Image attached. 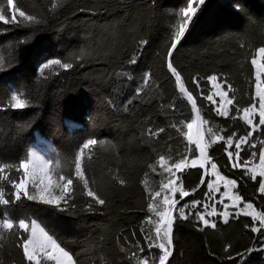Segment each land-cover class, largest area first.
Returning a JSON list of instances; mask_svg holds the SVG:
<instances>
[{
	"label": "trees",
	"instance_id": "obj_1",
	"mask_svg": "<svg viewBox=\"0 0 264 264\" xmlns=\"http://www.w3.org/2000/svg\"><path fill=\"white\" fill-rule=\"evenodd\" d=\"M32 3L36 10H41L44 0H25L26 7ZM184 6L186 0H70L58 19H49L44 30L31 38L30 43L19 47L15 42L25 36L26 30L11 25L0 28V55L14 62L9 70L0 72V96L9 87H31L35 67L44 59L69 57L81 49L93 53L83 68H74L48 82L41 89L38 107L0 112V129H3L0 159L5 161L15 160L34 144L35 131L48 138L61 154L70 153L78 142L89 136L110 140L117 146L119 159L112 152L101 151L92 164L97 180H103L100 190L107 201L105 206L92 212L77 208L73 213L26 202L22 210L36 218L81 261L102 255L108 264H129L125 254L119 251L117 238H120L119 244H124V237L131 240V232L136 230L137 238L144 243L139 226L149 214L141 183L144 172L149 171L146 164L159 155L175 159L185 152L187 141L170 125L180 126L194 113L190 104L180 98L174 77L165 64L172 15ZM140 40L148 41L142 49ZM262 46L264 0H206L173 53L174 65L197 97L202 115L212 124L227 129L225 135L232 131L243 135V121L233 122L210 111L214 106L200 96V90L192 83L193 77L200 79L205 95L211 89L206 83L208 76L227 79L235 89L236 103L248 106L255 93V69L250 61L255 50ZM133 55H138V63L129 65L127 61ZM122 70L130 72L133 79L114 75ZM145 73L151 74L147 85L143 82ZM173 103L175 108H169ZM66 119L78 121L82 126L73 130ZM28 122L31 126L17 136L16 126ZM158 128L166 131L158 137L147 135L148 129ZM210 154L224 175L238 180L241 195L251 200L258 211H264V199L257 192L255 182L246 177L241 181V170L225 166L227 157L222 142L213 145ZM109 168H118L127 185L109 182ZM202 171L188 169L183 186L193 188L199 183ZM147 179L150 187L158 189L160 176L149 172ZM206 191V186H201L185 200H200ZM13 214L20 215L21 210ZM251 222V217L240 216L228 224L218 223L215 230L201 232L191 221H178L174 227L171 264H240L237 253H245L246 264H264V251H253L250 255L246 251L259 248L262 239L260 234L245 227ZM227 245L231 247L225 252ZM229 255L236 259L228 260ZM2 256L4 264H23L17 249L5 247Z\"/></svg>",
	"mask_w": 264,
	"mask_h": 264
},
{
	"label": "snow or ice",
	"instance_id": "obj_2",
	"mask_svg": "<svg viewBox=\"0 0 264 264\" xmlns=\"http://www.w3.org/2000/svg\"><path fill=\"white\" fill-rule=\"evenodd\" d=\"M69 4L70 0H44L43 8L36 10L35 3L26 7L25 0H0V28L11 25L13 28L26 30L25 36L18 39L15 45H27L31 38L44 30L49 19H58ZM205 4L206 0H186V6L172 15L165 64L174 77L180 98L190 104L194 116L186 123L181 122L180 126L170 125L187 141L185 152L178 154L175 159L159 155L153 162L146 164L149 171L144 172L145 179L141 183L144 185L148 201L146 210L149 214L139 226V234L144 243L137 238L136 230L131 232V240L124 237V244H119L120 238H117L119 251L125 254L124 259L129 264H171L175 249L174 227L178 221H191L198 231L203 232L206 229H217L220 220L228 224L230 218L239 219L241 215L251 217V224H246L245 227L252 233L260 234L262 239L260 247L247 249V254L264 251V211H257L254 203L241 195L238 180L224 175L215 157L210 154L213 145L222 142L223 152L227 157L225 166L241 170V181L246 177L255 182L257 192L264 199V46L255 50L250 61L255 68V93L248 106L241 107L236 103L235 89L227 79L217 75L208 76L206 83L211 85L212 90L205 95L200 79L193 77L192 83L200 90V96L214 106L210 111L233 122L243 121V135L236 131L225 135L223 133L227 129L204 118L197 97L188 89L173 62V53ZM147 43V40H140L139 48L142 49ZM241 47L244 45L241 44ZM92 55L91 51L81 49L69 57L47 58L38 62L33 85L9 87L0 96V112L38 107L41 89L48 82L74 68H83ZM138 59V55H133L127 63L135 65ZM13 66V60H6L0 55V72ZM114 75L120 79H133L128 71L122 70ZM150 79L151 74L145 73L144 84H149ZM169 108H175V103L170 104ZM30 126L31 122L18 124L16 135ZM165 131V128L148 129L147 135L158 137ZM2 132L3 129H0V133ZM0 139L3 137L0 136ZM41 143L45 144L46 151L31 144L15 160L0 159V264H4L2 253L5 247L19 250L23 264H108L107 258L102 255L89 256L87 260L81 261L66 250L36 218L22 210L26 202L59 212L73 213L77 208L92 212L105 206L107 201L100 190L103 180H97L92 172V164L101 151L112 152L119 159L117 146L110 140L89 136L78 142L70 153L61 154L52 148L50 142ZM188 169L203 170L199 183L190 190L183 186L184 173ZM149 172L161 177L158 189L149 186ZM107 175L109 182L127 185V180L118 168H109ZM201 186L207 188L204 193L205 201L185 200L198 192ZM217 193L220 194L218 200ZM78 200L83 202L78 203ZM15 210H21V214L14 215ZM230 247L227 245L225 252ZM153 249L158 252L154 253ZM236 256L241 258L240 264H246L245 253H237ZM227 259L234 260L236 257L229 255Z\"/></svg>",
	"mask_w": 264,
	"mask_h": 264
},
{
	"label": "rangeland",
	"instance_id": "obj_3",
	"mask_svg": "<svg viewBox=\"0 0 264 264\" xmlns=\"http://www.w3.org/2000/svg\"><path fill=\"white\" fill-rule=\"evenodd\" d=\"M255 69V68H254ZM210 88H211V85H210ZM212 89H210V91H211ZM216 99L217 100H219V97H216ZM41 141H45V142H47L46 140H43V139H40V140H37L36 142H35V145L41 150V151H46L47 149H46V146H45V144H43V143H41ZM51 144V143H50ZM52 146V145H51ZM52 148H54L55 150H56V148L54 147V146H52ZM57 151V150H56ZM178 175V174H177ZM207 189V188H206ZM221 191H223V187H222V185H221ZM219 196H220V194L219 193H217L216 194V199L218 200L219 199ZM186 199V198H185ZM200 200H202V201H205L206 200V197L205 196H203V198L202 199H200ZM226 202H227V200H226ZM258 211V210H257ZM241 216H243V215H241ZM232 219H234V218H230V220H232ZM229 220V221H230ZM220 222H222L223 223V221L222 220H220V221H218V223H220Z\"/></svg>",
	"mask_w": 264,
	"mask_h": 264
},
{
	"label": "bare ground",
	"instance_id": "obj_4",
	"mask_svg": "<svg viewBox=\"0 0 264 264\" xmlns=\"http://www.w3.org/2000/svg\"><path fill=\"white\" fill-rule=\"evenodd\" d=\"M39 139H43L46 140L47 142H49L47 139H45L44 137L40 136Z\"/></svg>",
	"mask_w": 264,
	"mask_h": 264
}]
</instances>
